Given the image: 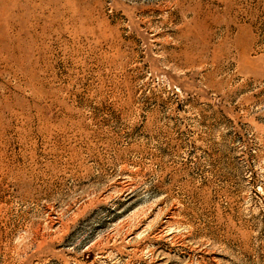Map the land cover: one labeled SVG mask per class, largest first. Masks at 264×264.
I'll return each instance as SVG.
<instances>
[{
    "label": "rangeland",
    "instance_id": "rangeland-1",
    "mask_svg": "<svg viewBox=\"0 0 264 264\" xmlns=\"http://www.w3.org/2000/svg\"><path fill=\"white\" fill-rule=\"evenodd\" d=\"M0 264H264V0H0Z\"/></svg>",
    "mask_w": 264,
    "mask_h": 264
}]
</instances>
